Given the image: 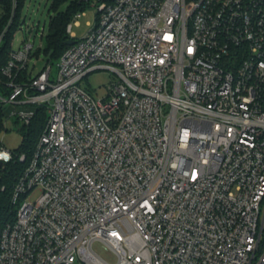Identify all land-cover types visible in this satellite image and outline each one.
I'll use <instances>...</instances> for the list:
<instances>
[{
    "label": "built area",
    "instance_id": "obj_1",
    "mask_svg": "<svg viewBox=\"0 0 264 264\" xmlns=\"http://www.w3.org/2000/svg\"><path fill=\"white\" fill-rule=\"evenodd\" d=\"M78 2L95 21L76 38L73 16L55 77L25 39L0 70L7 118L46 114L0 264H108L94 242L115 264H264V0ZM97 69L119 76L102 99L79 86Z\"/></svg>",
    "mask_w": 264,
    "mask_h": 264
},
{
    "label": "trees",
    "instance_id": "obj_2",
    "mask_svg": "<svg viewBox=\"0 0 264 264\" xmlns=\"http://www.w3.org/2000/svg\"><path fill=\"white\" fill-rule=\"evenodd\" d=\"M24 0H3L0 2V35L6 28L9 20L10 26L4 33V37L0 43V70L9 60L8 52L13 34L17 31L21 24L20 12ZM68 2V6L63 12H59L60 6ZM89 6L86 3L78 2V0H52L50 9L54 12L50 16L48 23V31L44 36V47L33 53L32 57L38 59L42 53L46 63L56 62L64 51L68 48L66 42L70 41L66 33V26L72 21L73 16L77 12H83ZM44 69V68H43ZM28 72L25 70L21 73L20 79L26 80ZM6 79L0 72V93L6 95L8 90L4 86ZM4 108L0 107V132L4 129ZM46 114L44 108H37L36 113L28 127H21L22 140L13 152L16 155L23 154L24 162H19L17 158L0 169V232L15 219V208L11 204V197L15 183L25 170L38 140L40 131L44 125Z\"/></svg>",
    "mask_w": 264,
    "mask_h": 264
},
{
    "label": "rangeland",
    "instance_id": "obj_3",
    "mask_svg": "<svg viewBox=\"0 0 264 264\" xmlns=\"http://www.w3.org/2000/svg\"><path fill=\"white\" fill-rule=\"evenodd\" d=\"M52 0H24L20 12V21L22 30H18L12 38V48L16 50L21 46L22 41L29 40L33 43V52H36L40 47H44V39L40 38V32L43 30L44 36L48 31L49 17L54 15L50 9ZM68 6V2L63 3L59 12H63ZM83 15L79 18L78 24L73 25L71 33L76 38H81L88 30L87 23L92 25L95 21V10L88 7L83 11ZM46 61L42 53L39 54L38 59L33 58L28 64V72L32 74L39 73L45 66ZM52 77L56 76V63L52 62ZM119 81V76L109 69H97L89 73L80 82L79 86L85 91L89 92L94 98L102 99L106 96L107 87ZM4 106V111L8 108ZM7 114V112H6ZM4 129L0 132V145L10 151H14L19 146L22 140V123L18 120L16 115L7 118L4 115ZM38 193L30 194L29 199L35 200ZM23 200H20L22 202ZM16 208V206L14 207ZM92 250L108 264L116 263V256L107 246L101 242H94ZM79 264V263H75Z\"/></svg>",
    "mask_w": 264,
    "mask_h": 264
},
{
    "label": "water",
    "instance_id": "obj_4",
    "mask_svg": "<svg viewBox=\"0 0 264 264\" xmlns=\"http://www.w3.org/2000/svg\"><path fill=\"white\" fill-rule=\"evenodd\" d=\"M74 42L73 41H68V42H66V45L67 46H70V45H72ZM0 168H1V162H0Z\"/></svg>",
    "mask_w": 264,
    "mask_h": 264
}]
</instances>
